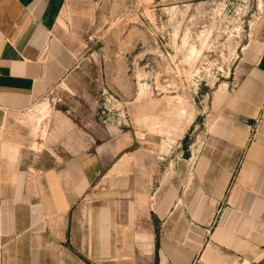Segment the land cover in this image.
Instances as JSON below:
<instances>
[{
	"label": "rangeland",
	"instance_id": "374dc122",
	"mask_svg": "<svg viewBox=\"0 0 264 264\" xmlns=\"http://www.w3.org/2000/svg\"><path fill=\"white\" fill-rule=\"evenodd\" d=\"M65 6L57 32L74 57L70 74L39 99L41 110L0 108V152L7 153L0 165V264L58 263L52 242L35 234L45 228L39 199L19 197L26 172L34 182L39 170L60 169L80 147L92 186H116V194L148 186L140 192L152 210L161 211L164 199L167 213L170 200H178L188 221L227 210L241 158L240 142L227 145L215 133L225 96L249 67V48L264 41V0ZM77 215L73 208V224Z\"/></svg>",
	"mask_w": 264,
	"mask_h": 264
},
{
	"label": "crops",
	"instance_id": "0c3cea01",
	"mask_svg": "<svg viewBox=\"0 0 264 264\" xmlns=\"http://www.w3.org/2000/svg\"><path fill=\"white\" fill-rule=\"evenodd\" d=\"M65 5L66 0H0V108L41 110L39 99L70 74L74 57L57 32L64 28L58 17ZM249 52V67L225 96L221 133L214 131L222 143L240 142L242 148L227 210L218 218L188 221L176 208L178 200H170L167 213L164 199L161 211L152 210L140 192L148 186H125L124 194H116V186H92L86 146L80 147L60 169L39 170L34 182L26 172L19 197L39 199L36 210L45 228L35 234L52 242L57 264H264V41ZM5 154L0 152V165ZM73 208L76 224L70 220ZM28 249L32 254L34 247Z\"/></svg>",
	"mask_w": 264,
	"mask_h": 264
},
{
	"label": "bare ground",
	"instance_id": "6f19581e",
	"mask_svg": "<svg viewBox=\"0 0 264 264\" xmlns=\"http://www.w3.org/2000/svg\"><path fill=\"white\" fill-rule=\"evenodd\" d=\"M64 15V10L61 11L59 17H58V22L61 21L62 17Z\"/></svg>",
	"mask_w": 264,
	"mask_h": 264
}]
</instances>
